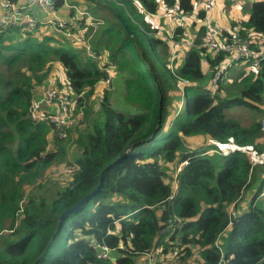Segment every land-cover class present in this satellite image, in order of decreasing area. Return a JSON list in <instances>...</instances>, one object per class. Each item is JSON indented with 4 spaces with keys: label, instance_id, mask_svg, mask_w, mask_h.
<instances>
[{
    "label": "trees",
    "instance_id": "1",
    "mask_svg": "<svg viewBox=\"0 0 264 264\" xmlns=\"http://www.w3.org/2000/svg\"><path fill=\"white\" fill-rule=\"evenodd\" d=\"M86 1L96 15L90 4L96 0ZM106 1L99 3L113 16L87 30L102 65L55 30L0 28V262L139 264L146 253L167 256L177 247L180 264L194 255L193 264H264V171L248 154H264L262 120L243 126L228 115L235 107L264 115V60L223 96L225 82L214 88L211 78L225 53L193 48L179 58L182 65L169 68V45L156 37L160 27L148 16L161 0ZM165 1L188 13L194 9L193 0ZM63 6L64 0L56 1L57 9ZM229 27L243 36L264 34V1ZM174 32L178 40L187 36L182 28ZM57 65L65 81L53 79ZM110 68L126 75L127 101L137 113L115 110L113 92L105 90L100 113L93 115L87 101ZM51 80L60 97L77 98L73 116L85 112L56 151L49 150L54 124L29 116L34 91ZM183 81L189 83L180 86ZM177 87L185 106L172 118ZM194 136L234 147L194 150L185 143ZM69 153L80 169L64 182ZM249 190L248 210L231 220L230 209L238 211ZM92 241L112 249L110 257L99 259Z\"/></svg>",
    "mask_w": 264,
    "mask_h": 264
},
{
    "label": "built area",
    "instance_id": "2",
    "mask_svg": "<svg viewBox=\"0 0 264 264\" xmlns=\"http://www.w3.org/2000/svg\"><path fill=\"white\" fill-rule=\"evenodd\" d=\"M56 1L27 0V2L12 3L8 0H0V28L20 27L29 34L39 32L48 34L52 29L74 41H84V44L88 45L90 49L92 35L85 31L87 27L94 25L92 21H87L90 13L86 10H82L84 13H79L78 6L65 3L67 9L74 10V14L71 15L67 11L57 9ZM218 1L193 0L194 9L188 13L183 11L177 4L170 5L165 0H161L158 11L148 15L151 20L160 21L165 19L173 24L174 29L182 28L186 31L187 36L180 40L175 38L174 29L167 30L164 26L155 34L157 38L169 45V68L172 71L177 68L176 66L182 65L179 58L186 50L195 48L225 53L226 58L220 63L211 78V86H214V88L218 87V83L228 80L230 69L236 63L249 62V70H256L259 68L260 62L264 60V34L250 31L247 36H243L239 29H234L228 30L229 36H226L223 34L224 29L213 22L209 13L216 7ZM225 1L231 2L233 0ZM236 1L244 2L245 0ZM200 12H204L203 17L199 16ZM202 28L204 31L198 36ZM94 31L93 29L92 32ZM106 71L108 73V69ZM187 83L189 82L183 81L180 86ZM97 85L103 87L104 94L105 90L110 91L111 78L108 76L107 79L100 81ZM36 92L34 91L31 100L29 116L37 122L49 121L54 124L55 131L51 139V147L57 148V141L65 136L67 129L78 122L83 112L73 116L72 109L77 102V98L73 95L60 97L55 86L42 87L40 91L44 93L42 99L36 97ZM184 96L186 95L184 94ZM262 128L264 130V119ZM248 154L252 156L256 163L264 156V154L256 155L254 152H248ZM79 169L78 163L65 166L63 173L70 175L68 182L73 181L74 175ZM175 190L177 191L176 185ZM238 214L239 212L235 207L230 209L231 220H237ZM92 245L96 249L99 259L106 260L110 257L112 249L108 246L95 241H92ZM156 254L157 252L146 253L139 264H158Z\"/></svg>",
    "mask_w": 264,
    "mask_h": 264
},
{
    "label": "rangeland",
    "instance_id": "3",
    "mask_svg": "<svg viewBox=\"0 0 264 264\" xmlns=\"http://www.w3.org/2000/svg\"><path fill=\"white\" fill-rule=\"evenodd\" d=\"M96 1H102V0H96ZM257 1H264V0H245L244 2H238L236 0H233V1L229 2L228 5H226L227 3L225 0H219L217 3V6L215 8L218 11L217 12L218 16L221 19H223L224 23L225 22H231V21L233 22L234 20H236L235 19L237 17L236 15H239L240 13H242L243 16H249L252 4L257 2ZM106 2H109V0H107ZM73 4H74V2H73ZM83 5L87 7L88 3L87 2H86V4L83 3ZM223 5H226V6L222 7ZM78 9L80 10L79 13H84V12H82V9L80 7H78ZM86 11H88V10H86ZM211 11H210V13H211ZM88 12L90 14L88 13L89 17H88L87 21H92V23L94 25H90V26L93 27L94 30H98L100 27L104 26V23H105L104 21L106 20V17L108 18V17L113 16L112 11L108 7H103V9H101V8L97 9V7H95L94 12H96V15L93 14L92 11H88ZM210 13H209V15H210ZM79 15H81V14H79ZM237 19L239 20V16L237 17ZM167 22H165V26L167 25ZM157 24L159 25L160 28L163 26L162 22L157 21ZM216 24L219 25L220 27H223L222 25H220L218 23H216ZM224 28H226V27H224ZM87 30H88V27L85 29V31L87 32ZM75 42L77 43V44H75V47L85 50L87 52V55L91 59H93L98 64H101L102 55H97L96 53L92 52L89 49V46L84 44V41L75 40ZM83 53H84V51L81 52L80 55L85 57L86 55H84ZM84 59H89V58H84ZM158 65L160 67H162V59L161 58H159V60H158ZM249 68H250V64L248 62L247 63L238 62L235 65H233L230 69L229 78L225 82L226 89L221 91V95H223V96L231 95V92L235 90V86H236L237 82L241 79L242 74L246 73L249 70ZM52 76H53V79L57 78L61 82L65 81L64 74L62 72V68L59 65L56 66L55 72L52 74ZM108 76H109V78H111L110 91L113 92V95L111 98V103H112L113 108L115 110L122 112V113H125V114L137 113L136 111H134L135 109H134L133 104H131L127 101V91H126V86H125L126 75L123 73H117L110 68V69H108ZM49 83L51 85H53V84L55 85V82L53 80L49 81ZM41 88H42V86L38 87L35 90V92L38 91V92H36V97H38L39 99H42L44 96V93L40 92ZM103 90L104 89L102 86L97 85L95 87V94L91 98H89L87 101L88 104L91 106L93 115H98L100 113V110L102 108V103L104 100L103 99ZM213 90H216V89H213ZM172 96H173V101H172L173 105H172L171 113L173 114V116H172V118H173L175 116V114L179 111V109L184 108L185 103L181 104L182 93L178 89V87L176 88V90H174L172 92ZM178 103H179V106H178ZM73 109H74V106H73ZM73 109H72V112H73ZM81 112H83V114L81 115V120H83V118H84L83 116H84L85 112H84V110ZM228 115L230 117L238 119L243 126H248L251 123H253L254 121H257V120L263 121V119H264V115H263L262 111L253 110V109L244 108V107L232 108L231 110L228 111ZM72 128H73V126L70 127L69 129H67L65 136L62 139H60L59 141H63L68 134V130H72ZM52 138H53V135L50 137V139H52ZM263 142H264V138H263ZM185 143L188 147H190L191 149H194V150H197L200 148L202 149V148L210 147L212 145H216L219 149H221L225 152V151H228L229 147H230V146L225 147V145H220V144L214 142L208 136L186 137ZM232 147H234V146L232 145ZM57 149H58V147L52 148L51 144L49 145V150L56 151ZM71 151H72V149H71ZM74 163H76V161H74L72 159L71 153H69L67 161L64 164V166L72 165ZM256 165H257V171H262V170L264 171V156L258 160ZM172 176H175L174 173L172 174ZM260 176H262V174H260ZM69 178H70L69 174H63L64 182H68ZM174 189H175V186H174ZM253 194L254 193L252 190H249V191H246L245 193H242L238 207L241 206V207H239L240 209H244L245 206L248 207L251 199L253 198ZM20 207H21L20 212H23V210H24L23 209V203H21ZM237 212L240 213L239 210ZM179 244H180L179 242L176 243L177 246H180ZM161 251L162 250H159L158 253H160ZM170 252L171 253H169V257H168L170 259L165 260V263H163V259L159 254H158V257L156 256V262L158 264H180L179 256L176 255V252H179L178 248L173 247L172 251H170ZM164 256H166V255H164ZM196 259H197V256L194 255L191 257V259L186 261V264H193V261L196 262Z\"/></svg>",
    "mask_w": 264,
    "mask_h": 264
},
{
    "label": "crops",
    "instance_id": "4",
    "mask_svg": "<svg viewBox=\"0 0 264 264\" xmlns=\"http://www.w3.org/2000/svg\"><path fill=\"white\" fill-rule=\"evenodd\" d=\"M20 2H27V0H21ZM64 2L66 3V4H73V2H74V4L76 5V6H78V7H80L82 10H85V9H87L86 8V6H84L83 5V3L84 4H86V0H64ZM100 1H90V4L92 5V7H93V9H95V7H97V9L98 8H101V9H103V7H107L106 6V4L105 3H102V4H100L99 3ZM230 1H226V5H228V3H229ZM88 3V2H87ZM82 4V5H81ZM226 5H223L222 7H225ZM217 6V5H216ZM59 10H62V11H67V12H69V13H71V10L70 9H67L66 8V5L65 6H63L61 9H59ZM88 10V9H87ZM217 10H216V8H214L212 11H211V13H210V17H211V19L213 20V22L216 24V23H218V24H220V25H222L223 27L222 28H224V27H226V29L227 30H229L231 27H229L230 26V24L232 23V21L231 22H223V19H221L219 16H218V14H217ZM72 14H74V12L72 13ZM237 17L239 16V20L237 19V17L235 18L236 20H234V22H238V21H240V20H247L248 19V17L249 16H243L242 15V13H240L239 15H236ZM109 18V17H108ZM168 20H165V19H162V20H160L159 22H162V24H163V26L167 29V30H172V29H174V26H173V24H171L170 23V21H168ZM165 22H167V25L165 26ZM225 29V28H224ZM230 147H229V150H231L233 147H231L232 145H229ZM249 206V205H248ZM239 207H241V206H239ZM238 207V210L241 212V211H247L248 210V207L247 206H245L244 207V209H240ZM156 256L158 257V254H156ZM160 256L162 257V259H163V263H165V260H169L170 258H168L169 257V255H167V256H162L161 254H160Z\"/></svg>",
    "mask_w": 264,
    "mask_h": 264
},
{
    "label": "water",
    "instance_id": "5",
    "mask_svg": "<svg viewBox=\"0 0 264 264\" xmlns=\"http://www.w3.org/2000/svg\"><path fill=\"white\" fill-rule=\"evenodd\" d=\"M99 189V188H98ZM93 194V193H92ZM88 195L86 196L83 200H81L72 210H68L64 215H62L61 219L64 220V218L71 212V211H77L80 209V207L86 203L88 201V199L90 198V196L92 195ZM0 264H8V263H4V262H0Z\"/></svg>",
    "mask_w": 264,
    "mask_h": 264
}]
</instances>
